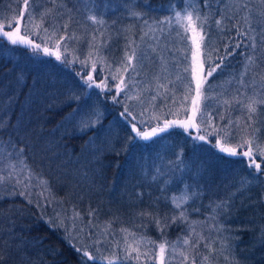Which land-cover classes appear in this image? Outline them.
Returning <instances> with one entry per match:
<instances>
[{"label":"trees","instance_id":"obj_1","mask_svg":"<svg viewBox=\"0 0 264 264\" xmlns=\"http://www.w3.org/2000/svg\"><path fill=\"white\" fill-rule=\"evenodd\" d=\"M25 10L24 0H0V24L20 20L24 28ZM178 11L192 12L204 35L202 58L210 54L212 67L221 59L224 66L207 81L202 97L209 99L192 121L197 127H171L130 144L129 130L117 122L125 104L137 115L148 109L149 117L159 116L138 125L142 132L192 115L194 82L184 97L193 48ZM27 12L32 22L20 34L38 51L0 36L2 264H264V156L249 168L241 158L247 145L241 156L219 150L251 138L264 148V0H29ZM61 36L67 39L58 44ZM65 52L62 64L56 54ZM89 74L97 84L107 78L111 90H88L85 100L81 84ZM118 85L126 91L115 104ZM74 98L82 110L102 114L96 127L79 131L80 114L69 115ZM252 99L257 110L249 119ZM184 192L190 199L175 209L171 198ZM181 211L187 221L172 223ZM164 218L170 226L162 235L156 220ZM127 249L133 257L120 255Z\"/></svg>","mask_w":264,"mask_h":264},{"label":"snow or ice","instance_id":"obj_2","mask_svg":"<svg viewBox=\"0 0 264 264\" xmlns=\"http://www.w3.org/2000/svg\"><path fill=\"white\" fill-rule=\"evenodd\" d=\"M25 6H26V10L20 13V17L21 20H24L25 17H28V19L25 21V26L24 28L20 27V20H12L9 21L7 25H3L0 24V36L4 37L7 39L8 42H10L12 45H24L27 44L29 46L34 47L37 51L40 49V45L36 44V45H32V41L31 40H25L24 36L21 35L20 33L22 31H27V24H30L32 22V18L30 17L29 13L27 12V7L29 6V0H24ZM207 3V0H206ZM193 11H197L196 9H193ZM131 15L134 16H141L143 14L141 13H131ZM175 17L177 21H183L185 19H187L188 21V25L185 26V33H187L188 28L192 27L193 25V19H192V12H188L187 16H183L181 14V12H176L175 13ZM90 19L93 21V23H103V21L101 20H97L95 16L90 17ZM170 18L166 19L165 21H160L159 23H167L168 20ZM197 20H199V16L196 17ZM207 17H205V21H206ZM221 23V21H217V25H219ZM13 26H16V31H10V30H4L5 27L7 28H11ZM203 26V22H201V27ZM66 27V26H65ZM45 31L47 32V30L45 29ZM192 32L193 35L191 37V43H192V56H191V81H189L188 85H186V89H187V93L184 97V100L186 101L188 99V94H190L192 92V82H194L195 84V95H193L191 97V101H192V115L189 116L188 120L180 122V121H165L164 126L163 127H155L152 128L151 132H141L138 128V125H144L145 123H149L151 120H157L159 121V116H148V109H143L138 115L135 113V110L131 108V106L125 104L124 110L123 112H121L119 114V116L117 117V122L122 125V127L126 128L129 130L128 132V141L129 143H133L135 141H137V139L139 138L140 140H144V141H149L151 140L153 137H157L159 133H163L166 132L169 128L171 127H175V126H183L185 127V130H188V128L191 127H197L195 124L192 123L193 120H195L197 118L198 114H203V109L201 107L202 105V101L206 102L209 98L207 96H203L202 97V93L203 91L206 89L207 86V81L209 80V78H211L217 71L221 70L223 68V59H221L220 63L216 64L215 67H212V61L210 59V54H207L204 58H202V51H201V47L202 44L204 43V35L203 34H198L195 30L194 27H192ZM55 37V32L52 33L51 38ZM67 39V37L65 36H61L60 40L57 41V43L59 44L60 41H65ZM237 48H239V45L236 46ZM253 47H255V45H253ZM44 54L47 56H51L53 55V53L48 49V48H44ZM67 53L65 52L64 57L62 58V56L57 53L56 54V60L60 61L62 64H66L67 63V59H66ZM134 56H136V53L133 52L132 55H128L127 56V61H128V67L124 68L125 72L129 71V68L132 67V60L134 58ZM253 62V58L249 57L248 61L246 62L245 67L247 68V65L249 63ZM205 63L208 64V68H205ZM86 67V65H85ZM96 71V64H93V72ZM119 71V70H118ZM185 72H188L189 69L185 68L184 70ZM205 71H207V75H202ZM243 76V73H242ZM114 78V77H113ZM19 79H22V77H20ZM122 83H124L123 78H122ZM81 87H84L86 89V95L84 97V99L86 100L90 95H91V89L94 88H99L101 89V92H109L111 89H109L107 87V78H105L104 81H101L99 84L94 82V77L92 74H89L87 79L84 80L81 84ZM117 91V96L113 97V103L115 104H119L120 101L118 99V96L121 95L123 92L126 91V89L122 88L120 85L117 86L116 88ZM134 97L129 96L128 99L131 100ZM78 104L77 108L73 109L72 113H70V117L75 118L77 116V114H80V120H79V131L84 132L85 130H91L94 127H96L97 124H99L100 122V117H101V113L98 111H95L94 109H83L80 107L79 105V98H74ZM156 97H153V100H155ZM69 102H72V100H70ZM260 103H264V100L259 101ZM225 104H228V101H224ZM257 100L256 99H252L248 105H247V111L250 114L249 115V119H251V114L255 113L257 108ZM206 106V104H205ZM95 117V120L92 119V117ZM139 116V119H138ZM224 117H221V119H223ZM233 122L229 121V125H232ZM109 131H111V129H109ZM199 131V129H198ZM219 134V133H218ZM232 136V133H226L225 135V139H230ZM197 139H199L200 141H204L206 139L205 136H198L196 137ZM217 144H220V141H217ZM245 145L248 146V150L244 151L242 153L241 156V152L238 151L239 149H242L245 147ZM221 152L225 153L227 156H241V158L247 157L249 159V168H251L253 166V164L255 163L254 157H256L257 155L259 156H264V148H260L259 144L256 143L255 138H251V139H247V140H241L240 143H238L236 145V147L231 148V149H227V148H220L219 149ZM178 163L183 164V160L180 159V157L178 156ZM255 167L257 169V175L260 173L261 169V165L260 164H255ZM29 177H31V172H29ZM12 177L10 176L9 179H11ZM17 183L19 184L20 181H17ZM46 184L45 182H42ZM30 185V181L29 184L26 186V190L24 192H21V195H27V188H29ZM187 187V186H186ZM172 204L173 207L175 209H180L182 208V206L184 204H186V202L190 199V197L187 195L186 192L182 193L179 196H173L172 198ZM167 218L164 219H157L156 223L158 228H160L161 230V234H164V230L169 227L170 225L168 223H165V220ZM178 220H182V221H187V215L185 212L181 211L180 216L179 217H172V223H176ZM221 229H218V231H220ZM194 227L193 230L191 232H189V235L185 238H183V245L187 246L190 244V238L192 235H194ZM151 243V242H150ZM166 244L167 242L165 241L164 243H162L160 245V250H161V254H162V258H163V254L166 251ZM173 249L175 250V245H173ZM78 253H79V249H77ZM84 256H88L87 252L83 253ZM181 255H184L183 253H181ZM89 260H92L93 262L95 261L94 257H88ZM184 259L187 260V256H184ZM0 264H2V261H0ZM82 264H88V261H82ZM109 264H113L112 261H109Z\"/></svg>","mask_w":264,"mask_h":264},{"label":"rangeland","instance_id":"obj_3","mask_svg":"<svg viewBox=\"0 0 264 264\" xmlns=\"http://www.w3.org/2000/svg\"><path fill=\"white\" fill-rule=\"evenodd\" d=\"M78 17H79V16H78ZM77 27H78V28L80 27V23H78ZM192 27H194L195 30H196V32H197L198 34H200V31L195 27L194 23H193ZM192 27H189V31H190V35H191V37H192V35H193ZM14 28H15V26H14ZM11 31H13V30H11ZM54 50H55V49H51V52H54ZM141 132H142V131H141ZM131 213H132V212H131ZM131 213H130V214H131ZM158 251H159V258H158V259H159V261L161 262V260H162L161 250L159 249ZM119 253H120L121 256H124V257H133V256H134V255L130 252L129 249L124 250V251H119Z\"/></svg>","mask_w":264,"mask_h":264},{"label":"bare ground","instance_id":"obj_4","mask_svg":"<svg viewBox=\"0 0 264 264\" xmlns=\"http://www.w3.org/2000/svg\"><path fill=\"white\" fill-rule=\"evenodd\" d=\"M133 176V175H132ZM111 208V207H110ZM113 208V207H112Z\"/></svg>","mask_w":264,"mask_h":264}]
</instances>
